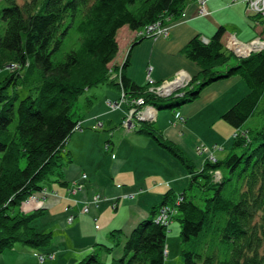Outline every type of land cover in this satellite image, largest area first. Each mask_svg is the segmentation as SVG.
I'll use <instances>...</instances> for the list:
<instances>
[{
	"label": "trees",
	"instance_id": "16d2710c",
	"mask_svg": "<svg viewBox=\"0 0 264 264\" xmlns=\"http://www.w3.org/2000/svg\"><path fill=\"white\" fill-rule=\"evenodd\" d=\"M193 1L0 0V71L9 64L19 67L0 83V254L17 244L40 248L51 243V233H40L31 225L44 210L24 213L21 208L43 190L45 181L71 163L63 152L79 124L72 111L86 91L116 84L126 98L175 111L196 101L210 85L240 77L249 93L222 116L237 130L233 147L225 159L204 162L202 170L197 171L153 122H139V133L152 137L189 171V189L199 188L203 205L186 190L179 195V204V196L167 192L161 205L128 236L122 257L111 264H165L169 226L155 221L162 206L175 212L171 222L180 226L184 264H264V125L244 129L254 117L264 120V49L239 58L225 49L226 28L220 27L207 44L196 36L184 49L201 71L169 96L152 94L149 84L138 87L126 78L130 53L120 82L112 78L121 29L139 31L165 18L176 20ZM249 18L264 26L263 16ZM70 28L79 44L64 51ZM21 89L27 91L24 98ZM217 171L219 180L214 176ZM112 236L124 237L121 231ZM81 264L101 262L90 255Z\"/></svg>",
	"mask_w": 264,
	"mask_h": 264
},
{
	"label": "crops",
	"instance_id": "0c3cea01",
	"mask_svg": "<svg viewBox=\"0 0 264 264\" xmlns=\"http://www.w3.org/2000/svg\"><path fill=\"white\" fill-rule=\"evenodd\" d=\"M238 3L239 0H209V14L202 16L197 0L193 1L184 18L169 22L168 37L126 42L119 46L112 65L115 67L120 59L123 62L130 53L124 73L138 87L172 82L179 73H184L191 82L201 69L185 56L184 49L196 36L209 42L220 27L226 28L222 39L225 49H230L229 42L234 36L241 41L238 31L229 32L227 26L220 25L223 21H217L221 19L214 18L230 10L236 19L240 14ZM242 3L247 14V4L244 0ZM253 28L257 29V35L241 42L264 41V26L255 24ZM123 93L116 84H106L86 91L85 99L80 98L77 105L80 127L72 133L63 152L71 163L59 171V176L42 184L43 190L36 194L38 200L29 201L21 208L24 213L44 210L31 225L40 233H51V243L40 248L17 244L0 254V264H81L90 255L97 256L101 264H111L122 257L128 236L150 217L153 208L161 205L164 195L172 191L177 197L189 186L186 168L152 137L139 133L137 121L130 129L124 126L129 105L122 102ZM248 93L243 79L233 77L210 85L196 101L175 111L168 110L170 113H161L167 110L150 105L145 109L154 108L157 114L151 122L165 139L184 151L199 171L207 158L198 155L199 148L211 151L214 146L221 147L211 151L217 160H223L231 151L237 130L222 116ZM107 101L122 103L119 109L112 110ZM175 112L181 113L183 122L174 118ZM250 121L244 129H250ZM52 192L58 196L48 195ZM96 195L110 198L116 205L104 203L96 207L90 203ZM85 207H89L86 213ZM70 216L72 222L68 221ZM101 221L103 225L99 224ZM115 231H121L124 237H113ZM41 255L55 258L40 262Z\"/></svg>",
	"mask_w": 264,
	"mask_h": 264
},
{
	"label": "built area",
	"instance_id": "2783aa9c",
	"mask_svg": "<svg viewBox=\"0 0 264 264\" xmlns=\"http://www.w3.org/2000/svg\"><path fill=\"white\" fill-rule=\"evenodd\" d=\"M209 0H197L198 6L200 7V12L202 16H207L208 10H207V2ZM246 4H247V11L249 14L251 15H262L264 17V0H245ZM186 16V11L181 15L182 18H184ZM171 21V19L169 18H165L164 20H160L150 26H147L145 28H142L139 30V34L137 35V39L138 40H144V39H155V38H159V37H168L169 35V31H170V27H169V22ZM205 43H208L206 40H204ZM239 42L236 37L234 36L230 42H229V47L231 50H233L234 52L236 51H240L241 49H239ZM243 44V43H242ZM249 48H252L250 52H252L253 50H263L264 49V41L257 39L254 40L250 43L249 46H247ZM242 51V50H241ZM244 51V50H243ZM237 53V52H236ZM242 53V52H240ZM19 69V67L15 66L12 69V72H14L15 70ZM184 73H179L178 75H176L175 79L172 82H167L168 84L164 83L162 85L159 86H150L149 88V92H151L152 94L155 95H159V96H165L168 91L170 90V87H168L167 85H171L174 82H177L178 80L181 79V75ZM185 75V74H184ZM190 84V80L184 82L180 87L184 88L186 86H188ZM179 86V85H178ZM126 102L129 105V111L126 114V120L124 121V126L127 129L132 128V121L134 119H151L152 114L151 112L154 110V108L150 107L148 109H145L146 104L144 103L143 99H127L125 97V94H122V102ZM122 102L119 101H107V106L112 109V110H117L120 108V105ZM174 118L179 122V121H184V119L181 116L180 112H175L174 113ZM155 119V116L152 117V120ZM80 124H78V126L76 127V129H79ZM198 155H206V161H213V163H216V158L213 156L212 152L207 149V148H199L197 150ZM205 161V162H206ZM205 164V163H204ZM214 176L216 178V180H219L221 178V173L220 171L214 172ZM83 179H86V176H83ZM133 198V196L131 197ZM180 202H182V197L179 196L178 200H177V204H179ZM92 205L98 207L101 204L104 203H109V204H115V202H113V200H111L110 198H106V197H101L99 195L94 196V198L91 200L90 202ZM116 205V204H115ZM84 213L89 211V207H85L84 208ZM174 210L173 208L169 207V206H162L156 217H155V221L158 224H161L163 226H170L172 224L171 222V218L174 217ZM73 221V216L72 218L69 219V222ZM41 262H44L45 259L49 258L51 260H53L55 257L53 255H41L39 256Z\"/></svg>",
	"mask_w": 264,
	"mask_h": 264
},
{
	"label": "rangeland",
	"instance_id": "374dc122",
	"mask_svg": "<svg viewBox=\"0 0 264 264\" xmlns=\"http://www.w3.org/2000/svg\"><path fill=\"white\" fill-rule=\"evenodd\" d=\"M23 1V0H21ZM233 1V0H232ZM240 3H238L239 5L237 6V10H239L240 14L238 15V17L235 19L233 18V13L232 11L230 10H225L223 13H221L219 16H214L215 19H221V20H217V21H223L221 22L220 25H225L227 26L229 32L231 30V32L234 30L238 31L239 32V39L243 42H248L249 39L253 38L255 35H257V32L256 30L257 29H254L253 27H255V23L252 22L249 17H248V13L246 14L245 10H243V6H242V0H239ZM242 3V4H241ZM244 3H245V0H244ZM220 4V2H219ZM247 6V5H246ZM2 5L0 4V9H1ZM250 16H256V15H251ZM182 19V17H180ZM179 18H177L176 20H178ZM3 25L2 22L0 21V26ZM139 31H128L127 29H122L121 31H119V33L117 34V42H118V45L119 46H123L126 42L129 43V41H137V35L139 34L138 33ZM68 35L65 36V45H64V51H68L76 46H78L79 44V36L77 35V33H75V31H73V28H70L68 30ZM257 37V36H256ZM237 39V38H236ZM238 40V39H237ZM239 41V40H238ZM239 41V42H241ZM241 42V43H243ZM244 45L246 46H249L250 44L249 43H243ZM249 48V47H248ZM251 51V50H250ZM228 52L232 53V51L230 49H228ZM237 52V53H236ZM235 53L236 54H240V51H236ZM253 52V51H252ZM250 53V52H249ZM251 54V53H250ZM248 55V54H247ZM246 56V55H245ZM126 60V58H125ZM125 60L122 62V59L119 60V64L115 65V67L113 65V67L111 68H115L117 71L113 73L112 75V78H116V79H120L121 77V72H122V66H123V63L125 62ZM232 65L236 63V60L235 58L233 60H231L230 62ZM17 67L18 65L16 64H9V65H6L2 71H0V83H2L6 78L7 76H9L12 72V69L14 67ZM246 84V83H245ZM7 91V94L8 95H11L12 94V90L8 89V90H5ZM20 94L22 95V98L26 97L27 96V91L24 90V89H21L20 90ZM85 96L86 95H82L81 98L82 99H85ZM78 105V103H77ZM77 105L75 110L72 111V114H73V117L75 119V116H78L80 115V112L77 111ZM0 109H1V105H0ZM177 111V110H176ZM165 113V112H168L170 113V111H161V113ZM75 115V116H74ZM264 125V120H262L261 118H258V117H254L251 119L249 125H248V128L250 129H259L261 127H263ZM204 131V130H202ZM234 144V143H233ZM233 144H232V147H233ZM221 150V147H217V146H214V148L211 149L212 152H215L217 151L216 150ZM232 149V148H231ZM226 158V157H225ZM224 158V159H225ZM217 160V158H216ZM181 164V163H180ZM182 165V164H181ZM204 165V164H203ZM187 170V169H186ZM198 171V170H197ZM188 172V176H189V179L191 181V178H190V174H189V171L187 170ZM222 172L225 176H230V171H227L225 169H222ZM204 181H202V179H200V183H203ZM189 186H190V183H189ZM187 186L186 188V191L188 193V195L191 197L193 196L195 198V202L198 204V205H203V200H202V193L200 192L199 188H194L192 191H190V187ZM44 193V191H43ZM47 193L44 194V197L45 198V195ZM53 195V196H58L57 193L55 192H52V193H49L48 195ZM38 196L35 194L33 196H31L26 203H28L29 201H36L38 200ZM22 212V211H21ZM175 213V212H174ZM173 213V214H174ZM72 218V216H70L68 218V221L69 219ZM104 221V220H103ZM101 221L99 222L100 225H103L104 222ZM167 249H168V253L169 255L166 257V260H165V264H184V259L183 257L181 256V250H182V246H181V243H180V226H179V223L177 221H174V223H172L170 226H169V232L167 234ZM39 261L41 262L40 258H39Z\"/></svg>",
	"mask_w": 264,
	"mask_h": 264
},
{
	"label": "bare ground",
	"instance_id": "6f19581e",
	"mask_svg": "<svg viewBox=\"0 0 264 264\" xmlns=\"http://www.w3.org/2000/svg\"><path fill=\"white\" fill-rule=\"evenodd\" d=\"M239 49H241L240 50V52H242V53H240V54H243V55H247V54H249V52H250V50L252 49V48H248L246 45H244V44H242V43H239ZM244 50V51H243ZM188 76H186V75H184V74H182L181 75V79L180 80H178L177 82H174V83H172L171 85H167L168 87H170V89L171 88H173L174 86H181L184 82H186V81H188ZM166 84H168V83H166ZM151 114H152V117L153 116H156V114H157V112L155 111V110H153L152 112H151ZM152 117H151V119H148V118H146V119H134L133 121H132V126L134 127V122L135 121H137L138 123L140 122V121H151L152 120Z\"/></svg>",
	"mask_w": 264,
	"mask_h": 264
},
{
	"label": "water",
	"instance_id": "95a60500",
	"mask_svg": "<svg viewBox=\"0 0 264 264\" xmlns=\"http://www.w3.org/2000/svg\"><path fill=\"white\" fill-rule=\"evenodd\" d=\"M234 54L237 56V57H239V58H244V57H247V56H249V55H243V54H236L235 52H234ZM181 89V87L180 86H174L173 88H171L169 91H168V93L165 95V96H169V95H171L172 93H174V92H176V91H178V90H180Z\"/></svg>",
	"mask_w": 264,
	"mask_h": 264
},
{
	"label": "clouds",
	"instance_id": "9594fccd",
	"mask_svg": "<svg viewBox=\"0 0 264 264\" xmlns=\"http://www.w3.org/2000/svg\"><path fill=\"white\" fill-rule=\"evenodd\" d=\"M260 16H262V15H260ZM231 51H232V53H234V51H233V50H231ZM253 51H254V50H253ZM255 51H257V50H255ZM250 53H252V52H250ZM250 53H249V54H250ZM249 54H248V55H249Z\"/></svg>",
	"mask_w": 264,
	"mask_h": 264
}]
</instances>
